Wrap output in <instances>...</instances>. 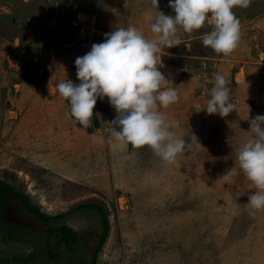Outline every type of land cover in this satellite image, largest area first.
Returning <instances> with one entry per match:
<instances>
[{
    "label": "rangeland",
    "instance_id": "1",
    "mask_svg": "<svg viewBox=\"0 0 264 264\" xmlns=\"http://www.w3.org/2000/svg\"><path fill=\"white\" fill-rule=\"evenodd\" d=\"M159 9L175 15L168 0ZM155 11L150 0H0V178L41 211L65 214L48 224L80 235L79 249L47 243L49 225L14 200L0 212V264H91L101 223L85 203L102 205L110 222L94 264H264V209L248 204L257 189L235 161L264 114V0L233 8L240 40L227 56L203 46L207 21L162 46L163 88L179 98L159 110L186 142L171 163L116 139L107 97L84 127L58 92L61 80L79 83L76 57L105 33L134 25L154 38ZM217 72L236 104L226 117L204 109Z\"/></svg>",
    "mask_w": 264,
    "mask_h": 264
},
{
    "label": "clouds",
    "instance_id": "2",
    "mask_svg": "<svg viewBox=\"0 0 264 264\" xmlns=\"http://www.w3.org/2000/svg\"><path fill=\"white\" fill-rule=\"evenodd\" d=\"M156 10L150 17L154 38L146 37L134 25L115 28L105 33L103 42L93 43L91 49L75 59L79 83L61 80L56 87L70 103V110L79 123L88 127L98 99L108 98L117 116L111 122L119 125L116 139L133 147L149 146L162 160L171 163L185 150L184 137L174 131L175 122L166 120L159 110L175 103L179 96L175 88H163L166 80L158 61L163 48L180 45L179 31L191 33L205 25L212 30L202 35V44L217 54L229 55L240 40V20L233 8L248 7L251 0H168L175 15L159 9V0H150ZM208 88L204 109L208 114L226 117L236 108L230 99L228 79L215 73ZM253 136L243 142L235 161L254 183L256 191L249 195L248 204L254 210L264 209V114L250 121ZM232 167L225 179L235 175ZM239 192L235 193L239 197Z\"/></svg>",
    "mask_w": 264,
    "mask_h": 264
},
{
    "label": "trees",
    "instance_id": "3",
    "mask_svg": "<svg viewBox=\"0 0 264 264\" xmlns=\"http://www.w3.org/2000/svg\"><path fill=\"white\" fill-rule=\"evenodd\" d=\"M14 200L18 201L22 206H24L30 215H36L45 224L49 225L45 230L47 232V243H49L50 241H55L56 247L68 246L71 249L80 248V235L76 230L66 225L48 224L57 218L65 216L64 213L52 216L41 211L37 206L31 204L30 198L26 194L15 189L10 183L0 178V212L3 211L7 207V205ZM80 208L96 210L100 214L101 227L99 229L100 231L98 232L97 248L91 263L94 264L97 260L98 250L101 249L109 235L110 222L107 214L105 213L104 207L100 204L85 203L81 204Z\"/></svg>",
    "mask_w": 264,
    "mask_h": 264
},
{
    "label": "crops",
    "instance_id": "4",
    "mask_svg": "<svg viewBox=\"0 0 264 264\" xmlns=\"http://www.w3.org/2000/svg\"><path fill=\"white\" fill-rule=\"evenodd\" d=\"M104 13L106 14V12H104ZM141 19H143V16L139 19V21H141ZM107 21L109 22L110 25H112L114 27V24H115V21H116V19L114 18V16H108V20Z\"/></svg>",
    "mask_w": 264,
    "mask_h": 264
},
{
    "label": "water",
    "instance_id": "5",
    "mask_svg": "<svg viewBox=\"0 0 264 264\" xmlns=\"http://www.w3.org/2000/svg\"><path fill=\"white\" fill-rule=\"evenodd\" d=\"M107 115H104V117L106 118ZM113 121V120H112Z\"/></svg>",
    "mask_w": 264,
    "mask_h": 264
}]
</instances>
